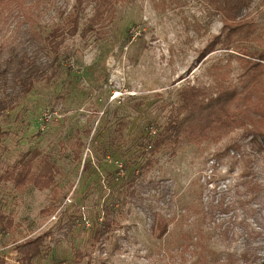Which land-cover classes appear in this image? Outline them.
Listing matches in <instances>:
<instances>
[{"label": "rangeland", "instance_id": "rangeland-1", "mask_svg": "<svg viewBox=\"0 0 264 264\" xmlns=\"http://www.w3.org/2000/svg\"><path fill=\"white\" fill-rule=\"evenodd\" d=\"M73 1L26 3L36 21L51 25L59 20L57 9H68ZM91 8L85 7V16ZM242 21L251 24V31L240 42L249 49L264 47V0H251ZM221 30V15L208 0H123L103 37L68 41L77 50L63 60L64 67L38 80L0 115L5 131L0 135V215L13 222L0 232L3 264H21L14 244L47 230L54 235L46 242L64 264L72 263L79 246L84 255L80 264L261 263L264 145H250L245 127L232 128L216 141L182 143L173 156L161 155L147 179L165 186L170 203L158 200L157 189L143 187L136 199L119 206L116 223L100 240L94 239L91 226L115 193L113 178L130 172L121 164L127 157L137 161L133 139L147 130L149 120L178 104L181 87L214 90L221 73L225 82L240 84L238 61L230 57L234 47L227 50L216 42L204 51ZM0 97L13 95L0 89ZM77 129L85 141L81 162L73 158L71 144ZM234 142L243 148L226 151ZM33 147L60 169L56 197L52 188L26 183L18 189L6 178ZM50 204L54 212L41 214ZM148 205L169 220L161 238L149 231Z\"/></svg>", "mask_w": 264, "mask_h": 264}, {"label": "trees", "instance_id": "trees-1", "mask_svg": "<svg viewBox=\"0 0 264 264\" xmlns=\"http://www.w3.org/2000/svg\"><path fill=\"white\" fill-rule=\"evenodd\" d=\"M123 0H74L70 8L57 9L59 20L51 25H42L35 20L26 0H0V89L13 97H0V115L7 107L13 108L19 98L29 93L40 79H49L62 69L63 60L73 55L77 48L68 41L76 36L87 38L93 34L101 38L107 33V25L116 16L117 4ZM219 11L222 30L204 48L213 49L216 42L230 50L234 47V58L238 61L239 83L225 82L223 73L216 81L214 90L201 85H186L179 90V102L169 109L163 117H154L147 122V130L135 137L137 161L127 157L122 168L130 167L124 177L116 176L115 193L106 200L96 212L93 228L94 239L100 240L113 224L121 207L136 199L143 187L158 191V200L170 203L171 195L166 198L165 186L159 181L148 178L151 168L160 161L161 155L173 156L182 143L201 144L204 141H216L221 135L235 127H245L251 139L249 144L264 145V47L249 49L240 39L247 38L251 24L242 21V10L251 0H208ZM91 4V12L84 15L85 7ZM9 31L8 34H5ZM234 35V43H233ZM121 135V125H118ZM90 129H86L89 133ZM7 132V131H6ZM5 133L0 124V135ZM75 131L72 141L73 158L82 161L85 141ZM115 136V134L113 135ZM241 143L234 142L226 146V151H238ZM30 156L23 155L20 168L14 166L7 172L15 187L22 188L31 183L39 189L52 188L54 197L57 193L56 175L60 169L49 159L47 153H40L37 147L29 148ZM246 153V150L243 149ZM36 159L37 161H34ZM36 168L33 169V166ZM88 167L84 162L82 169ZM119 172V169H118ZM109 174H112L111 172ZM120 180V181H119ZM120 204V205H119ZM148 210L150 233L161 238L168 229L169 220L151 206ZM119 208V209H118ZM53 204L40 209L41 214H51ZM102 217L101 221L97 218ZM80 216V215H79ZM75 222L72 221L70 226ZM13 224L10 218L0 215V232H6ZM72 227V226H71ZM70 227V228H71ZM91 228V229H92ZM52 231L47 230L35 236L25 238L13 246L21 264H40L43 259L47 264H64L58 252H51L52 247L46 239L52 240ZM103 238H106L103 236ZM83 247L73 250L71 264H80L83 259ZM0 259V264H3ZM260 264H264L262 259Z\"/></svg>", "mask_w": 264, "mask_h": 264}]
</instances>
